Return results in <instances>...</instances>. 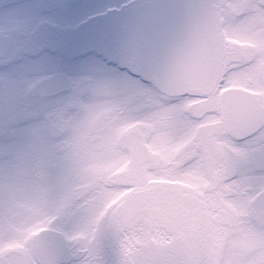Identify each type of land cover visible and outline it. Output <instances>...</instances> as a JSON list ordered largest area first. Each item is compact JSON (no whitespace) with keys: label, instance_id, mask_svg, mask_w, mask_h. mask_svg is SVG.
Returning <instances> with one entry per match:
<instances>
[{"label":"snow or ice","instance_id":"snow-or-ice-1","mask_svg":"<svg viewBox=\"0 0 264 264\" xmlns=\"http://www.w3.org/2000/svg\"><path fill=\"white\" fill-rule=\"evenodd\" d=\"M131 75L145 88L121 94L97 85L90 102L74 106L72 120L66 112L58 118L56 128L78 127L75 143L65 147L56 136L19 158L29 157L37 183L56 193L48 215L55 219L39 249L24 255L9 250L8 231H0V264H106L105 244L113 264H264V0H206L168 71L156 79ZM97 112L109 124L139 122L141 135L129 149L135 168L118 190L132 203L123 214L112 209L103 231L89 225L73 232L58 227L67 219L58 194L79 170ZM154 142L174 145L173 159L149 158ZM13 170L14 163L0 168L6 198L14 192ZM141 181L148 194L136 198ZM162 202L181 220L167 232L139 229L137 217ZM183 217L200 227L186 229ZM218 220L237 234L228 243L225 232L209 240ZM133 241L139 245L129 255Z\"/></svg>","mask_w":264,"mask_h":264},{"label":"flooded vegetation","instance_id":"flooded-vegetation-1","mask_svg":"<svg viewBox=\"0 0 264 264\" xmlns=\"http://www.w3.org/2000/svg\"><path fill=\"white\" fill-rule=\"evenodd\" d=\"M180 2L185 1L0 0V106L13 104L17 98L22 100V156L37 146L51 143L45 137L46 131L67 110L90 102L97 85H110L121 94L144 89L141 80L131 75L134 72L142 77L138 60L147 56L143 46L148 47L146 51L157 50L159 46L177 52L186 43L179 36L173 37L174 25L183 26L190 19L184 9L172 8ZM180 31L179 28L177 33ZM11 109L16 107L11 105ZM138 125L139 122H134L128 127ZM6 126L1 123L0 129ZM12 140L10 134L0 135V168L14 163L13 174L22 170L21 189L26 200L21 209L25 213L15 214L14 192L7 198L0 194V231L6 229L8 236L24 233L25 239L35 240L34 248L39 249L48 238L45 233L55 217L47 215L37 224L30 222L53 207L56 193L42 182L37 183L29 157H23L22 165L17 166L14 154L9 149L10 153H4L1 142ZM126 195L119 193L95 217L91 223L94 231L107 227L109 212ZM30 196H42L45 202L29 204ZM78 207L74 202L67 203L61 214L71 216ZM138 245L139 242H132L129 255L136 254ZM7 247L13 250L24 245L10 242ZM105 260L106 264L115 260L108 244Z\"/></svg>","mask_w":264,"mask_h":264},{"label":"clouds","instance_id":"clouds-1","mask_svg":"<svg viewBox=\"0 0 264 264\" xmlns=\"http://www.w3.org/2000/svg\"><path fill=\"white\" fill-rule=\"evenodd\" d=\"M67 118H74L73 109L66 111ZM129 124L117 122L108 123V117L97 112L95 116V128L93 134L87 140V148L85 156L82 159L79 170L75 177L70 179L66 186L65 193L58 194L61 200L67 203H75L79 205L78 210L67 219H62L58 227L67 225L69 231H78L91 225L95 217L101 213L105 206L115 199L119 194L126 177L133 173L135 162L129 150L133 142L141 135V129L136 127L129 128ZM80 135L77 126L56 128L53 126L45 133L46 139H52L59 136L65 140V147L69 143H75V138ZM141 150L143 145L138 146ZM175 147L172 144L154 142L151 151H147L146 155L154 160L164 162L172 160L175 155ZM27 157V156H26ZM148 194V188L141 181L135 196L142 198ZM70 196V200L65 196ZM132 201L127 198L119 200L118 204L113 208L123 214V211L129 207ZM171 205L162 202L158 211H146L141 213L136 220V226L141 229H158L162 232L171 230L182 218V214H178L176 210L165 211ZM55 211L54 208L47 209L44 215L35 217L30 223L37 224L47 215H51ZM184 218V226L188 230H195L200 227L199 224L193 223ZM113 218L106 219L107 227L111 226ZM233 225L225 220H218L211 226L210 241H214L215 235L219 232L229 233L225 243L230 242L237 235L232 232ZM6 243L18 242L24 247L15 248L12 251L19 255H24L34 249L35 240H26L24 233H13L7 236ZM36 264H39L37 258Z\"/></svg>","mask_w":264,"mask_h":264},{"label":"rangeland","instance_id":"rangeland-1","mask_svg":"<svg viewBox=\"0 0 264 264\" xmlns=\"http://www.w3.org/2000/svg\"><path fill=\"white\" fill-rule=\"evenodd\" d=\"M20 96V95H18ZM17 95H13V97H18ZM21 98H17L13 104L8 105H2L0 106V124L5 123L7 126L3 129H0V135H7L10 134L13 137L12 141L9 142H1V149H3L4 153H12L14 154V161L16 162L17 166L22 165V158L19 159L22 156V149L24 148V141H23V121H22V105H21ZM11 105L13 107H16V109H11ZM7 107L8 109H6ZM8 139V137H5ZM10 152H9V150ZM19 159V160H18ZM18 160V161H16ZM24 181L22 177V170L19 169L15 170L14 172V212L16 213H25L21 207L24 200H26V196L23 194V189H21V183ZM20 188V189H19ZM70 197V196H69ZM67 197V198H69ZM29 204H40L45 202V200L42 198V196L38 197H32L30 196L28 199ZM32 210L29 206V213ZM21 220H23L20 217ZM23 224L24 221H21Z\"/></svg>","mask_w":264,"mask_h":264},{"label":"water","instance_id":"water-1","mask_svg":"<svg viewBox=\"0 0 264 264\" xmlns=\"http://www.w3.org/2000/svg\"><path fill=\"white\" fill-rule=\"evenodd\" d=\"M169 64H171L169 61L158 60L157 62H154L153 69H152L153 71H150L149 69L147 70V73H152L153 77L147 76V78L156 79V78L162 77L168 71L170 67Z\"/></svg>","mask_w":264,"mask_h":264}]
</instances>
